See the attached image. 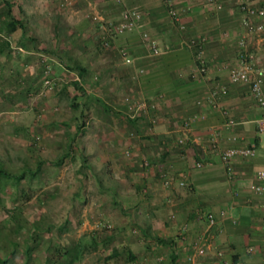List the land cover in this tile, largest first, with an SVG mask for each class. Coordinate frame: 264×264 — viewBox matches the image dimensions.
<instances>
[{
    "label": "crops",
    "instance_id": "0c3cea01",
    "mask_svg": "<svg viewBox=\"0 0 264 264\" xmlns=\"http://www.w3.org/2000/svg\"><path fill=\"white\" fill-rule=\"evenodd\" d=\"M245 1L264 8V0ZM217 2L214 7L207 0H175L180 29L163 0H0V84L32 87L39 80L37 67L43 59L58 85L69 92L73 88V96L78 92L71 82L79 78L82 100L96 96L99 116L126 117L122 97L135 89L156 102L153 110L128 120L138 126L142 121L149 125L151 117L156 120L152 129L144 127L142 139L134 144L137 158L147 159L148 167L139 175L143 168L139 160L120 164L116 180L118 185L126 186V181L133 185V195L128 188L122 198L130 200L128 215H143L141 234L102 247V256L94 264H232L237 260L264 264V194L251 188L255 172L264 169V133L256 129L264 109L250 95L248 82H230L227 75L241 50L252 53L255 63L264 66V33L247 32L244 25L246 19L259 23L264 18L247 16L239 9L241 0ZM130 6L142 10V28L156 40L157 54L150 52L138 30L111 31L122 7ZM9 7L19 24L14 31L6 28L12 17L7 14ZM239 35L245 36L243 48L237 43ZM200 37L207 67L203 75L196 73L195 48L188 45L190 39ZM121 52L132 61L125 62ZM211 94L216 108L206 101ZM194 113L200 116L179 144L182 120ZM210 130L215 131L214 143ZM251 145L255 146L252 157L234 158L229 169L221 161L224 148ZM116 149L109 144L107 158ZM197 161L200 167L195 166ZM208 213L215 218L211 226ZM108 237L113 235L96 239L92 234L91 240L103 246ZM195 244L203 246L205 253L197 254ZM75 246L79 249L73 251ZM86 246L77 240L68 258L48 257L43 264H76Z\"/></svg>",
    "mask_w": 264,
    "mask_h": 264
},
{
    "label": "rangeland",
    "instance_id": "374dc122",
    "mask_svg": "<svg viewBox=\"0 0 264 264\" xmlns=\"http://www.w3.org/2000/svg\"><path fill=\"white\" fill-rule=\"evenodd\" d=\"M27 3L23 1L24 8ZM37 68L39 80L32 87L0 84V166L25 172L18 183L0 179V261L43 264L48 257L68 258L67 252L79 240L87 246L76 264H94L102 256V247L141 234L143 215H128L130 200L122 198L128 188L133 195V185L128 181L126 186L118 185L116 180L120 164L145 159L137 158L134 144L149 125L140 121L138 126L120 113L99 116L96 110L101 104L94 95L88 102L79 95L75 100L79 106L73 107V88L69 92L56 80L52 89L38 94L41 64ZM52 72L51 68L53 76ZM109 144L117 148L112 158L105 152ZM92 234L96 239L113 238L96 246Z\"/></svg>",
    "mask_w": 264,
    "mask_h": 264
},
{
    "label": "built area",
    "instance_id": "2783aa9c",
    "mask_svg": "<svg viewBox=\"0 0 264 264\" xmlns=\"http://www.w3.org/2000/svg\"><path fill=\"white\" fill-rule=\"evenodd\" d=\"M116 3H120L121 0H114ZM168 15L170 18L178 25V27L181 29L183 28L182 23L180 22V14L178 9L175 6V0H163ZM211 5L214 7L218 6L217 0H207ZM239 9L243 11L247 16L250 15H256L264 18V8H254L252 6H249L245 0H241L239 3ZM142 10L138 6H130V7H122L120 12L119 20L113 24L110 25L111 31L115 33H120L126 30H138L141 34L142 40L147 44V47L149 48L150 52L153 54H157L159 52V48L157 45V42L154 38H152L149 33L142 28ZM92 17L95 19L97 18L96 15H92ZM244 25L247 32L251 33H264V21L259 23H253L246 19L244 21ZM227 36H230L231 33L227 32ZM204 38H198V39H190L188 42V45L190 47H194L195 51V59H196V73L203 75L207 71L205 58L203 57L202 53V42ZM107 41L105 40L103 42L104 45H107ZM238 45L243 48L245 45V36L239 35L237 38ZM121 56L125 62H131L132 57L129 54H126L125 52H121ZM227 75L230 82H239V81H245L249 84V92L252 96L253 100L257 103V105L264 109V66H259L255 63L253 54L241 50V52L238 54L237 60L235 65L229 66L227 68ZM142 69L140 68L138 70V75L142 73ZM194 77V74L191 75ZM79 81V78H75ZM54 85V79L51 75V68L49 63H47L45 60H41V87L42 90L38 92V94H41L43 90L47 89L50 90L53 88ZM220 92H225V89L222 88ZM207 103L212 106L213 108H216L215 103L213 102V94L206 97ZM122 103L125 106L124 114L129 119H136L138 116H140L143 113L148 112L149 110H153L156 107V102L153 99H149L140 95L127 93L123 95L122 97ZM198 103H201V100H198ZM200 114L194 113L189 114L185 116L182 120L181 127L179 128V131H181V135L178 136L177 142L179 144L184 143V136L186 132L189 130L190 125L193 121H195ZM155 118L151 117L150 124L148 126V129H152V126L155 123ZM232 120H228V124H231ZM256 129L259 132L264 133V114L257 119L256 121ZM210 138L212 142H215V131L210 130ZM125 153L128 155L130 152L128 149L125 150ZM255 154V146H230L227 148H224L220 152V158L223 164L226 166L227 169L230 168V162L236 158H250ZM149 165V162L147 159H144L142 162L143 170L147 168ZM196 167H200L201 163L197 161L195 163ZM255 178L256 182H254L251 185V188L253 192L257 194H264V169H259L255 172ZM165 183L168 182V180H164ZM180 185H183L184 182L182 180L179 181ZM224 211L221 212L223 214ZM207 224L209 226L213 225L215 223V218L212 214L208 213L206 215ZM133 233H136L137 230L133 229ZM252 248L248 247L247 251H251ZM195 252L199 255H202L205 253V248L200 245L195 244ZM191 258L190 256L188 257ZM226 263V262H225ZM232 264H242L240 260L234 261Z\"/></svg>",
    "mask_w": 264,
    "mask_h": 264
},
{
    "label": "trees",
    "instance_id": "16d2710c",
    "mask_svg": "<svg viewBox=\"0 0 264 264\" xmlns=\"http://www.w3.org/2000/svg\"><path fill=\"white\" fill-rule=\"evenodd\" d=\"M11 10H10V7L8 8V11H7V14L10 15ZM12 16L11 17V20L6 24V28H7V31H14L18 28L19 24L16 22V20L13 18L14 16L13 15H10ZM11 25V26H9ZM80 73V71H79ZM72 86L77 90V94L72 96V100L70 101V104L71 106L73 107H78L79 105L75 103V100L76 98L79 96V95H83L84 94V90L82 89V87L79 85V83L76 81V80H73L71 82ZM80 115L83 117L84 116V110L83 108L81 107L80 109ZM78 128H80V126L78 125ZM41 165V162L38 163V166L37 168L39 169ZM25 175V172H20V173H13L9 170H7L6 168H4L3 166H0V179H8V180H12L13 182L15 183H18ZM75 250L79 249L78 246H75L73 248ZM0 264H1V261H0Z\"/></svg>",
    "mask_w": 264,
    "mask_h": 264
}]
</instances>
